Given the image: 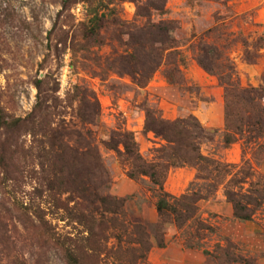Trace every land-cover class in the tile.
I'll list each match as a JSON object with an SVG mask.
<instances>
[{
	"label": "rangeland",
	"instance_id": "rangeland-1",
	"mask_svg": "<svg viewBox=\"0 0 264 264\" xmlns=\"http://www.w3.org/2000/svg\"><path fill=\"white\" fill-rule=\"evenodd\" d=\"M98 1L0 0V107L10 119L35 117L19 131L0 130V264H68L67 251L74 247L82 264H222L225 257L218 246L234 255L237 261L232 264H264V205L252 221L236 220L223 188L212 190V183L198 179L192 168H183L181 177L175 174L179 169H171L165 190L210 196L198 203V216L212 232L201 231L200 240L193 239L200 241L199 248L190 250L185 242L195 229L168 225L166 246L158 248L153 240L158 223L153 186L146 178L129 180L110 151L113 134L126 130L134 134L142 156L152 160L164 143L145 133L146 111L158 110L169 121L193 115L203 127L217 132L201 146L202 154L236 165V171L248 162L243 169L251 167L255 187L264 189V138L256 144L242 139L224 146V88L196 62L200 49H206L215 74L232 71L240 87L264 86V0H168L167 14L151 18L170 28L165 52L159 44L147 43L148 29H142L146 20L136 18L135 1L146 0H125L116 6L122 25L108 24L97 40H84L83 28ZM140 45L145 52L136 50ZM131 55L135 78L123 71L130 66L124 58ZM170 69L179 71L175 84L166 80ZM39 79L45 82L39 96L46 108L40 119L34 112ZM45 129L48 137L64 134L76 152L88 147L98 151L104 171H86L87 183L128 198L126 221L145 226L150 239L145 261L135 260L139 247L134 244L121 261L114 257L118 247L110 238V215L101 218L102 212L93 213L72 192V184L60 187L59 178L68 180L69 175L56 176L49 167L53 150ZM58 153L56 149L51 161L59 170L63 166ZM192 172L194 180L186 184ZM77 215L93 219L92 243L84 241L89 232L73 220Z\"/></svg>",
	"mask_w": 264,
	"mask_h": 264
},
{
	"label": "trees",
	"instance_id": "trees-1",
	"mask_svg": "<svg viewBox=\"0 0 264 264\" xmlns=\"http://www.w3.org/2000/svg\"><path fill=\"white\" fill-rule=\"evenodd\" d=\"M104 1L99 0L95 9L90 11L89 20L83 28L84 40H97L101 30L108 24L112 26L122 25V22L118 18L116 6L125 3V0H106V3ZM167 2L168 0H146L144 4H141L135 1L136 18L138 20H146L142 29L146 31L148 29L145 34V37L149 36L146 40L147 43L153 45L159 44L164 52L167 50L165 48L170 46V28L161 22L152 23L151 18L154 14L159 16L166 15ZM134 41L135 38H133L132 42ZM138 44H141V41ZM136 50L139 53H143L145 52V47L140 45V49ZM199 52V55L196 56L197 64L207 73L218 77L219 82L224 88V146L229 148L242 139H245L246 143L256 144L264 138V86L258 88L240 87L233 80L232 71L231 74L227 75L221 73L215 74L213 66L209 63L208 58L210 57L206 49H200ZM150 54L151 56L155 55L152 50ZM158 56L161 55L158 54ZM124 59H126L130 66L128 69H123V71L131 72V75L133 73L136 74V69L131 65V61L135 57L131 55ZM248 60L250 61L251 58ZM184 62V60L181 61L182 64ZM151 70L155 71L156 69L152 67ZM175 72L171 69L166 72L165 77L170 84L176 83ZM132 77L135 78V75H132ZM150 78L151 76L148 75L147 79L149 80ZM44 83L41 79L35 82L38 96L42 93ZM40 96L38 97V106L34 110L36 114L38 113L39 119L40 113L44 110ZM44 112H46V108ZM32 119H35L33 115H30L27 119H10L0 107V130L19 131L22 125H26V122H31ZM44 119L46 117L41 120ZM144 131L145 133H152L164 143L160 148L155 150L156 156L152 160H148L142 156L134 134L126 130L113 134V137L110 139V151L116 154L117 160L125 169L129 180L138 182L146 178L153 186L152 191L155 192L157 199L155 209L158 215V223L155 224L153 229V240H155L158 248L163 249L166 246L164 231L168 225H173L178 230L195 229L191 238L185 242L186 247L190 250L199 248L200 241L194 243L193 239L200 240L201 231L212 232V228L205 225L198 216V203L200 201H207L210 196L195 191H189L179 197L168 193L165 190V183L171 169L192 168L198 172V179L212 183V190L213 188H223L224 197L233 206L234 218L238 221H252L254 213L264 205V189L258 188L259 186L255 187L258 184L252 181L254 178L252 168L243 169V167L248 166V162L236 171L238 166L222 163L219 160L202 154L201 146L206 142H211L213 140L211 134L215 135L217 132L203 127L193 115L189 118L169 121L162 117L160 111L148 109L146 111ZM49 132V130L45 129L44 135L49 139L53 150L50 155L49 167L52 168L53 172H55L53 174L56 176L58 174L63 176L64 173H68L69 175L68 180H64L63 177L59 178L60 187L72 184V192L76 193L80 200L89 204L93 208V213L100 215V212H102L103 216L101 215V218H104V214L110 215V238L117 242L118 247V251L114 254V257L121 261L127 253L126 248L134 244L139 247L137 250L139 256L135 257V260L145 261L146 253L151 250L150 239L148 234H146L147 229L145 226L136 223L130 224L126 221L124 209L128 198L123 199L111 196L101 192L97 187L93 189L87 183L89 178L88 180L85 178L88 177V175L84 174L86 171H93L95 169L100 172L104 171V165L98 151L88 147L86 151L76 152V150H72L73 147H70V141L65 140L64 134L58 135L56 132H53L48 137ZM56 149L60 150V153L56 156L60 157L59 161L61 166H63L59 170L53 168V162L51 161ZM54 184L50 183L49 185L52 187ZM245 184H249V188L246 190L243 187ZM212 190H209L208 193L211 194ZM73 220L89 232L90 238L84 241L92 243L93 237L96 238L95 234H92L91 226L94 222L93 219L88 215H77L73 217ZM125 244L127 246L123 247ZM222 248L218 246V251L222 252L225 257V261L222 264H232L237 261L234 255ZM66 256L68 264H82L80 255L77 253L75 247L68 249ZM132 264L135 263L132 262Z\"/></svg>",
	"mask_w": 264,
	"mask_h": 264
},
{
	"label": "crops",
	"instance_id": "crops-1",
	"mask_svg": "<svg viewBox=\"0 0 264 264\" xmlns=\"http://www.w3.org/2000/svg\"><path fill=\"white\" fill-rule=\"evenodd\" d=\"M184 169H179V170H177L178 172L177 173H175L176 175H178L179 177H181V171H183ZM194 173L192 172V175L188 178V176H187V181H186V184H188L189 182H191L192 180H194ZM179 180H180V182H182L183 181V178H179ZM180 182H178V183H180ZM180 185H181V183H180ZM178 190V189H177ZM173 192V191H172ZM172 194H174V196H180L182 193L181 192H179V193H172Z\"/></svg>",
	"mask_w": 264,
	"mask_h": 264
}]
</instances>
